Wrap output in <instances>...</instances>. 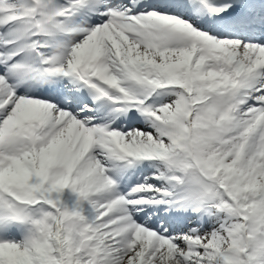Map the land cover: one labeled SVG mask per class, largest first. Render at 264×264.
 I'll return each mask as SVG.
<instances>
[{
	"label": "snow or ice",
	"instance_id": "1",
	"mask_svg": "<svg viewBox=\"0 0 264 264\" xmlns=\"http://www.w3.org/2000/svg\"><path fill=\"white\" fill-rule=\"evenodd\" d=\"M0 264H264V0H0Z\"/></svg>",
	"mask_w": 264,
	"mask_h": 264
}]
</instances>
